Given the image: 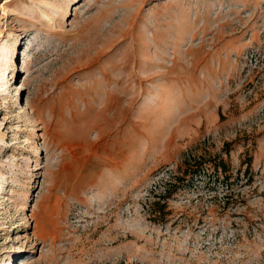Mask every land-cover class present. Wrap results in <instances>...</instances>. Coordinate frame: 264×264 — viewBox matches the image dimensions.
<instances>
[{"label":"rangeland","instance_id":"374dc122","mask_svg":"<svg viewBox=\"0 0 264 264\" xmlns=\"http://www.w3.org/2000/svg\"><path fill=\"white\" fill-rule=\"evenodd\" d=\"M0 264H264V0H0Z\"/></svg>","mask_w":264,"mask_h":264},{"label":"bare ground","instance_id":"6f19581e","mask_svg":"<svg viewBox=\"0 0 264 264\" xmlns=\"http://www.w3.org/2000/svg\"><path fill=\"white\" fill-rule=\"evenodd\" d=\"M34 133V132H33ZM32 135V134H31Z\"/></svg>","mask_w":264,"mask_h":264}]
</instances>
